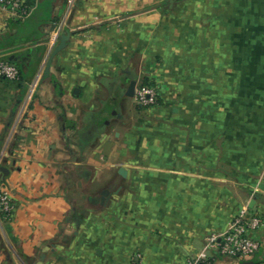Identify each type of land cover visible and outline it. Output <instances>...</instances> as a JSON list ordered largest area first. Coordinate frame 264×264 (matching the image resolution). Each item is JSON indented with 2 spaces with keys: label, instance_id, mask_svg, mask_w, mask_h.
Masks as SVG:
<instances>
[{
  "label": "crops",
  "instance_id": "1",
  "mask_svg": "<svg viewBox=\"0 0 264 264\" xmlns=\"http://www.w3.org/2000/svg\"><path fill=\"white\" fill-rule=\"evenodd\" d=\"M25 1L0 5V264H264V0ZM146 77L157 105L126 94ZM240 213L257 257L208 242Z\"/></svg>",
  "mask_w": 264,
  "mask_h": 264
},
{
  "label": "built area",
  "instance_id": "2",
  "mask_svg": "<svg viewBox=\"0 0 264 264\" xmlns=\"http://www.w3.org/2000/svg\"><path fill=\"white\" fill-rule=\"evenodd\" d=\"M0 5L11 10L12 14L20 19H26L33 11V8L25 0H0ZM20 67L6 59L0 58V77L19 81L21 79ZM159 88L154 85L138 83L135 89V101L140 105H157L159 99ZM12 210V200L9 195L6 183L0 182V212L9 216ZM263 220L260 215H248L240 213L233 218L228 231L217 239L215 236L208 238L210 245L217 247L219 252L227 256H239L253 258L258 255L261 243L250 236L249 231L260 227ZM189 264H211L191 261Z\"/></svg>",
  "mask_w": 264,
  "mask_h": 264
},
{
  "label": "water",
  "instance_id": "3",
  "mask_svg": "<svg viewBox=\"0 0 264 264\" xmlns=\"http://www.w3.org/2000/svg\"><path fill=\"white\" fill-rule=\"evenodd\" d=\"M70 38V33L69 32H66V33H63L61 36H60V40H59V43L52 49L49 57H48V60L46 62V66H45V71H44V74L47 76L49 75L50 73V67H51V64H52V61L54 59V57L62 50L66 47V45L68 44V40ZM136 86H137V81L135 79H133L129 86H128V89H127V95L128 96H131V97H134L135 95V89H136ZM1 171H3L6 175L9 174V170L6 168V167H3L1 166L0 167ZM121 173L125 174V171L124 169H121ZM110 194H111V190L108 189V188H105L102 190V197H101V203L103 205H105L107 202H108V199L110 197ZM45 258V253L42 254L41 256V259L40 261L38 262V264H42L43 260ZM257 261L252 259V260H249V261H246L245 264H255Z\"/></svg>",
  "mask_w": 264,
  "mask_h": 264
},
{
  "label": "trees",
  "instance_id": "4",
  "mask_svg": "<svg viewBox=\"0 0 264 264\" xmlns=\"http://www.w3.org/2000/svg\"><path fill=\"white\" fill-rule=\"evenodd\" d=\"M3 58H6V59L10 60V59H9V56H5V57H3ZM10 61L14 62L13 60H10ZM14 63H16V62H14ZM21 74H22V71H21ZM141 83H142V84L154 85V86L157 85L154 81L150 80V79L147 78V77L144 78V79H142V80H141ZM159 92H160V90H159ZM158 102H159V103L161 102L160 95H159ZM159 103H158V104H159ZM1 181H3V180L0 179V182H1ZM0 214H1L2 216H7V215H5V213H3V212H0ZM255 257H257V256H255Z\"/></svg>",
  "mask_w": 264,
  "mask_h": 264
}]
</instances>
